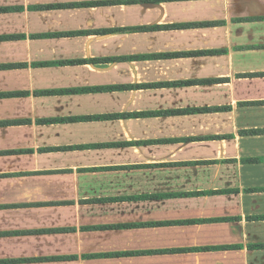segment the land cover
I'll list each match as a JSON object with an SVG mask.
<instances>
[{
  "label": "crops",
  "instance_id": "0c3cea01",
  "mask_svg": "<svg viewBox=\"0 0 264 264\" xmlns=\"http://www.w3.org/2000/svg\"><path fill=\"white\" fill-rule=\"evenodd\" d=\"M0 264H264V0H0Z\"/></svg>",
  "mask_w": 264,
  "mask_h": 264
}]
</instances>
